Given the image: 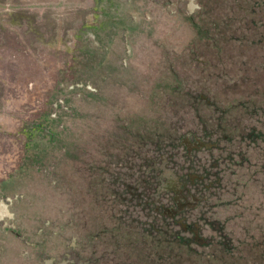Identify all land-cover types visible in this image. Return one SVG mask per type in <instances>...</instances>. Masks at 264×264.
I'll list each match as a JSON object with an SVG mask.
<instances>
[{"label":"rangeland","instance_id":"obj_1","mask_svg":"<svg viewBox=\"0 0 264 264\" xmlns=\"http://www.w3.org/2000/svg\"><path fill=\"white\" fill-rule=\"evenodd\" d=\"M0 264H264V0H0Z\"/></svg>","mask_w":264,"mask_h":264},{"label":"trees","instance_id":"obj_2","mask_svg":"<svg viewBox=\"0 0 264 264\" xmlns=\"http://www.w3.org/2000/svg\"><path fill=\"white\" fill-rule=\"evenodd\" d=\"M197 209L199 210L200 208H199V207H197Z\"/></svg>","mask_w":264,"mask_h":264}]
</instances>
